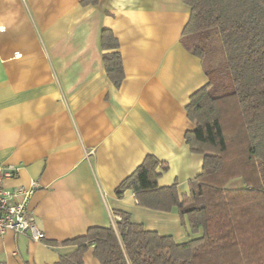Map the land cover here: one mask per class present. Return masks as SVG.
<instances>
[{
	"label": "crops",
	"instance_id": "crops-1",
	"mask_svg": "<svg viewBox=\"0 0 264 264\" xmlns=\"http://www.w3.org/2000/svg\"><path fill=\"white\" fill-rule=\"evenodd\" d=\"M0 0V165L18 169L9 188H38L30 212L45 233L0 236V264H55L75 245L58 244L111 227L116 211L178 242L195 237L177 209L143 207L118 186L149 155L167 162L160 187L189 194L204 157L186 132L196 125L186 106L209 79L181 38L190 19L183 0ZM120 42L126 77L109 80L101 34ZM244 187L242 179L228 188ZM83 264H101L94 246Z\"/></svg>",
	"mask_w": 264,
	"mask_h": 264
},
{
	"label": "trees",
	"instance_id": "trees-1",
	"mask_svg": "<svg viewBox=\"0 0 264 264\" xmlns=\"http://www.w3.org/2000/svg\"><path fill=\"white\" fill-rule=\"evenodd\" d=\"M183 1L190 19L181 42L203 61L209 79L186 106L196 128L185 140L191 152L203 155L202 173L190 182L189 194L180 195L177 183L158 185L169 165L149 155L116 194L132 190L143 207L177 209L195 237L178 242L116 211L114 226L90 227L85 235L51 242L77 247L55 264H83L92 246L101 264H264V0ZM212 31L220 38L224 60L207 66L204 52ZM101 46L110 50L103 63L119 88L126 73L112 30L102 31ZM235 179L244 187L229 189Z\"/></svg>",
	"mask_w": 264,
	"mask_h": 264
},
{
	"label": "built area",
	"instance_id": "built-area-1",
	"mask_svg": "<svg viewBox=\"0 0 264 264\" xmlns=\"http://www.w3.org/2000/svg\"><path fill=\"white\" fill-rule=\"evenodd\" d=\"M18 174V169L14 166L0 165V236L12 231L28 233L35 241H44L45 233L39 228L29 209V201L38 184L16 188L5 185L6 180L16 178Z\"/></svg>",
	"mask_w": 264,
	"mask_h": 264
},
{
	"label": "rangeland",
	"instance_id": "rangeland-1",
	"mask_svg": "<svg viewBox=\"0 0 264 264\" xmlns=\"http://www.w3.org/2000/svg\"><path fill=\"white\" fill-rule=\"evenodd\" d=\"M204 59L205 65L207 66L218 65L224 60L222 43L215 31L211 32V36L208 40V50L204 52Z\"/></svg>",
	"mask_w": 264,
	"mask_h": 264
}]
</instances>
